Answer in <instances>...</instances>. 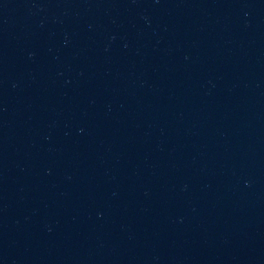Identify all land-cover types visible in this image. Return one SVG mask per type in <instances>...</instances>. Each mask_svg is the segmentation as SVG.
Segmentation results:
<instances>
[{
    "label": "water",
    "instance_id": "1",
    "mask_svg": "<svg viewBox=\"0 0 264 264\" xmlns=\"http://www.w3.org/2000/svg\"><path fill=\"white\" fill-rule=\"evenodd\" d=\"M0 264H264V0H0Z\"/></svg>",
    "mask_w": 264,
    "mask_h": 264
}]
</instances>
